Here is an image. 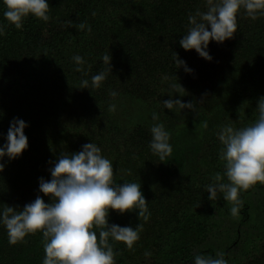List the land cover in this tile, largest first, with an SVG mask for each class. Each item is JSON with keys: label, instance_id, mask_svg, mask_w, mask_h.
<instances>
[{"label": "trees", "instance_id": "trees-1", "mask_svg": "<svg viewBox=\"0 0 264 264\" xmlns=\"http://www.w3.org/2000/svg\"><path fill=\"white\" fill-rule=\"evenodd\" d=\"M47 2L48 22L29 16L17 29L4 17L0 0V147L16 118L28 125L29 141L20 157L3 158L0 210L4 205L22 209L37 195L52 203L39 190L40 178L51 180L50 168L62 153L95 143L113 164L114 184H140L150 212L143 221L138 210L110 211L109 225L135 229L142 223L144 228L132 249L109 239L119 253L116 264H194L196 255L215 257L219 251L203 246L211 240L218 246L220 239L228 264H264L263 184L241 192L244 206L236 218L222 194L211 201L206 192L213 174L224 171L220 127L239 129L257 119L258 100L264 97V16L251 20L242 10L234 37L210 42L209 61L180 45L188 16L206 10V0ZM79 23L91 32L78 30ZM175 53L191 72L176 66ZM105 54L111 55L112 72L94 88L91 77L105 70ZM77 55L85 61L82 73L76 71ZM84 79L88 89L80 88ZM172 83L187 94L171 91ZM170 94L194 102L197 111L166 109L162 101L172 99ZM110 104L116 105L114 112ZM153 113L170 133L173 152L164 161L149 147ZM201 121H207L206 130ZM252 220L244 235L242 226ZM244 239L246 248L237 252ZM146 251L151 256L145 257ZM44 258L42 233L10 245L0 223V264H43Z\"/></svg>", "mask_w": 264, "mask_h": 264}, {"label": "clouds", "instance_id": "clouds-1", "mask_svg": "<svg viewBox=\"0 0 264 264\" xmlns=\"http://www.w3.org/2000/svg\"><path fill=\"white\" fill-rule=\"evenodd\" d=\"M3 3L7 9L4 17L17 29L23 27L24 19L29 16L43 22L51 18L47 0H3ZM242 10L248 18L256 20L264 16V0H206V10L198 9L188 16L189 27L187 34L180 40L181 47L186 51L194 49L202 58L211 61L212 57L207 51L210 42L214 40L222 44L232 39L237 33L238 16ZM67 23L72 25V21ZM76 27L81 31L87 28L91 32L86 23H79ZM3 34L4 30L0 27V35ZM102 59L106 68L91 77V86L94 88H99L112 72L111 55L105 54ZM174 59L178 68L192 71L177 53ZM73 60L80 65L76 71L84 72L83 58L77 55ZM164 79L168 80L169 77L165 76ZM80 88L88 89L89 80H82ZM170 89L181 97L186 93L180 83H172ZM110 95L115 98L117 93L111 91ZM175 96L162 101L166 109L197 111L194 102L185 103ZM115 110L116 105L110 104L109 111ZM256 110L258 115L254 123L239 129L228 124L221 126L217 132L221 144L219 158L224 171L213 174L206 192L210 194L211 201H216L218 195L222 194L223 199L230 204L233 218L240 215L244 206L241 192L264 184V97L258 100ZM153 121L149 147L154 155L164 161L173 152L169 143L170 133L165 130L163 123L157 122L158 114L153 113ZM27 126L19 118L10 123L7 143L0 147V172L4 171V157L16 159L27 150ZM200 128L206 130L207 121H201ZM50 173L51 180L40 178L39 190L52 203H45L37 195L33 202L22 209L4 205L0 210V223L7 230L9 244L16 245L29 235L42 233L45 252L43 264H116L115 257L119 253L114 251L109 239L132 249L144 228L142 223L135 229L109 225V213L116 211L124 214L138 210L139 220L147 221L150 212L141 185L135 182L114 184L113 164L102 156L101 148L95 143L83 145L82 151L74 154L62 153L50 168ZM95 229L99 230L98 235ZM144 255L149 257L151 253L146 251ZM194 264H228V261L220 252L215 257L196 255Z\"/></svg>", "mask_w": 264, "mask_h": 264}, {"label": "rangeland", "instance_id": "rangeland-1", "mask_svg": "<svg viewBox=\"0 0 264 264\" xmlns=\"http://www.w3.org/2000/svg\"><path fill=\"white\" fill-rule=\"evenodd\" d=\"M262 186H264V184H263ZM263 189H264V187H263ZM255 222H256V221L252 220V221H250L249 224H246V225H243V226H242V228H243L242 230H243V234H244V235H245L246 233H248V229H249V227L254 226ZM223 238H224V237H223ZM223 238H222V239H223ZM224 241H225V239H223V240L220 239V241H218V246H217V244H215V243L211 240V241L207 242L206 245L203 246V248H204V249L214 248V249L217 250V252L219 251L218 253H220L221 251H220L219 243H222V242H224ZM228 242H229V241H228ZM247 244H248V240H247V239H244L243 242H242V244H241V246L238 248L237 252L240 251V250H242V249H245L246 246H247Z\"/></svg>", "mask_w": 264, "mask_h": 264}]
</instances>
